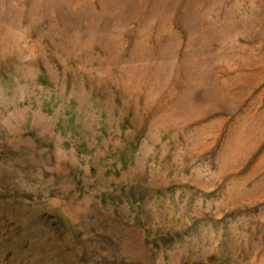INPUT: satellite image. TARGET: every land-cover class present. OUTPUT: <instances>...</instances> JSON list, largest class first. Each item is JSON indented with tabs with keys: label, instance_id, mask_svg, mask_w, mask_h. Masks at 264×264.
<instances>
[{
	"label": "rangeland",
	"instance_id": "1",
	"mask_svg": "<svg viewBox=\"0 0 264 264\" xmlns=\"http://www.w3.org/2000/svg\"><path fill=\"white\" fill-rule=\"evenodd\" d=\"M0 264H264V0H0Z\"/></svg>",
	"mask_w": 264,
	"mask_h": 264
}]
</instances>
